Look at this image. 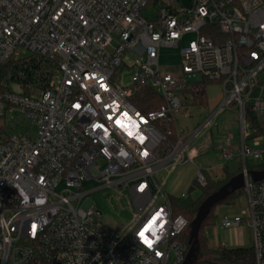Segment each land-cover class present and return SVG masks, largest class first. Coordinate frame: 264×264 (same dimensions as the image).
Here are the masks:
<instances>
[{"label": "built area", "instance_id": "obj_1", "mask_svg": "<svg viewBox=\"0 0 264 264\" xmlns=\"http://www.w3.org/2000/svg\"><path fill=\"white\" fill-rule=\"evenodd\" d=\"M149 9L153 16L144 17ZM205 31H215L217 41ZM163 47L179 48L177 68L160 69ZM19 60L30 62V83L11 66ZM4 67L0 264H181L188 221L173 213L157 177L167 163L188 159L198 130L189 138L178 132L176 92L190 88L193 99L203 80L219 83L225 95L212 116L235 110L239 125V151L228 133L221 157L242 162L248 218L220 223L245 222L253 235L251 260L204 264H264V179L252 181L247 169L248 157L257 162L264 154L249 143L264 135L246 116L249 109L264 124V87L257 85L264 0H190L186 8L177 0H0V75ZM123 70L129 85L115 79ZM8 75L17 93L4 86ZM144 87L163 100L155 110L142 112L131 101ZM90 180L128 190L135 213L126 235L105 226L92 202L82 204ZM195 181L206 185L202 170Z\"/></svg>", "mask_w": 264, "mask_h": 264}, {"label": "rangeland", "instance_id": "obj_2", "mask_svg": "<svg viewBox=\"0 0 264 264\" xmlns=\"http://www.w3.org/2000/svg\"><path fill=\"white\" fill-rule=\"evenodd\" d=\"M189 1L177 0V4L182 8H186L189 5ZM143 15L151 18L153 11L149 9ZM194 37V34L186 36L183 43L185 44ZM179 64V48L163 47L160 49V69L177 68ZM130 75L128 70H123L115 76V79L117 78L118 83L122 86L129 85L131 83ZM199 78L200 76H196L193 80L196 81ZM3 84L12 93H17L19 90L18 86L10 80L9 75L3 81ZM206 92L208 106L200 109L192 104L193 99L190 88L176 92L181 100V107L174 115L178 132L182 136H186V138H189L195 131L198 130V132L185 149L186 156L189 159L176 164L169 162L158 173L157 182L172 197L180 198L182 194H185V198L195 199L198 196V188L195 191H189V187L196 180L198 170H202L205 175L217 181L224 176V165L231 170L242 166L241 160L237 158L225 162L221 157V149L228 146L225 141L228 133L233 135L232 149L235 153L239 151L237 113L235 110H221L212 116L225 98V95L217 82H210L207 85ZM249 146L254 150H264V138L257 142L251 141ZM247 163L249 166L264 164V154L257 162L248 157ZM81 189V191L89 192L84 197L82 204L86 200L92 202L95 212L105 226L120 235H126L127 231L132 227L131 221L135 213L133 201L128 190L124 189L120 194L113 188L103 187L101 182L95 180L85 181ZM215 213L217 215L215 225L206 227L203 230L209 249L252 247V230L247 223L244 222L235 227H225L220 223L223 216H227L230 219L234 216L248 218L247 199L244 195L241 194L233 206L217 205ZM201 260L217 261L218 259L216 254L210 252L204 255Z\"/></svg>", "mask_w": 264, "mask_h": 264}, {"label": "trees", "instance_id": "obj_3", "mask_svg": "<svg viewBox=\"0 0 264 264\" xmlns=\"http://www.w3.org/2000/svg\"><path fill=\"white\" fill-rule=\"evenodd\" d=\"M206 36L213 39L215 42L217 41L216 37L217 33L215 31L210 32H203ZM11 66L15 70V72H19L23 76V84L30 83V62L25 63L24 61H12ZM33 69L38 68L36 66H31ZM9 70L7 67H4L1 70L0 81L8 74ZM14 78V76L12 77ZM210 81L203 80L200 83H196L194 93H193V105L196 108H206L208 106V97H207V85ZM258 87H264V69H262L259 80L257 82ZM258 90V89H256ZM131 101L133 105L142 112H148L151 110H155L158 108L162 103L163 100L161 96H159L155 91L144 87L136 89L131 97ZM247 119L251 123V128L255 130V134L264 135V124H262L259 120L255 118L253 112L251 110H247L246 112ZM172 127V126H171ZM173 128V127H172ZM175 135L168 138V142L164 147V152H166L169 146L175 144L176 142ZM242 166H239L236 169H230L224 165L223 173L224 176L220 180H213L207 175H205L206 185L199 186L196 181H193L192 185L189 187V191H195L197 188L199 189V194L195 199L192 198H179V197H172L170 196V201L173 209V213L175 215H182L188 221V226L181 235V240L185 245V253L184 258L186 257L190 244V236H191V223L193 222L199 208L209 197L211 194L216 192L222 185L227 183L231 178L241 173ZM247 169L250 171H261L264 170V164L256 165V166H249L247 164ZM241 195V190L235 191L234 193L226 196L224 199L219 201L214 207H212L209 214L205 217L202 221V224L198 231V252L200 254V258L196 260L193 264H204V263H227L231 262L236 258H245L251 260L252 258V250L251 248H217L215 250L208 248L207 239L203 235V230L206 227L214 226L217 220V215L215 213V207L217 205H226V206H233L236 199ZM210 252L217 255V261H202V257ZM182 264V263H181Z\"/></svg>", "mask_w": 264, "mask_h": 264}, {"label": "water", "instance_id": "obj_4", "mask_svg": "<svg viewBox=\"0 0 264 264\" xmlns=\"http://www.w3.org/2000/svg\"><path fill=\"white\" fill-rule=\"evenodd\" d=\"M248 174L252 181H259L264 179V170L261 171H249ZM244 176L242 173L231 178L227 183L222 185L216 192L211 194L203 202L199 208L193 222L191 223V236L189 240L190 248L184 258L182 264H193L196 260L200 258L198 252V231L202 224V221L209 214L212 207H214L219 201L224 199L226 196L240 190L243 187Z\"/></svg>", "mask_w": 264, "mask_h": 264}, {"label": "crops", "instance_id": "obj_5", "mask_svg": "<svg viewBox=\"0 0 264 264\" xmlns=\"http://www.w3.org/2000/svg\"><path fill=\"white\" fill-rule=\"evenodd\" d=\"M217 108H218V107H217ZM193 154H194V153H193ZM195 154H196V152H195ZM195 154H194V155H195ZM185 156H186V153H185ZM186 157H187V156H186ZM187 158H188V157H187ZM188 159H189V158H188Z\"/></svg>", "mask_w": 264, "mask_h": 264}]
</instances>
